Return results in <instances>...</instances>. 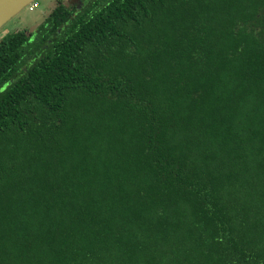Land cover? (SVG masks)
I'll list each match as a JSON object with an SVG mask.
<instances>
[{
	"label": "trees",
	"instance_id": "trees-1",
	"mask_svg": "<svg viewBox=\"0 0 264 264\" xmlns=\"http://www.w3.org/2000/svg\"><path fill=\"white\" fill-rule=\"evenodd\" d=\"M77 1L0 38V264H264V0Z\"/></svg>",
	"mask_w": 264,
	"mask_h": 264
},
{
	"label": "rangeland",
	"instance_id": "rangeland-1",
	"mask_svg": "<svg viewBox=\"0 0 264 264\" xmlns=\"http://www.w3.org/2000/svg\"><path fill=\"white\" fill-rule=\"evenodd\" d=\"M38 4L34 5L31 10L25 6L21 11L8 20L2 27H0V38L12 31L20 29H27L29 31L35 30L48 16L50 11L59 2L63 1L65 5L72 6L78 1L74 0H37ZM73 3V4H72Z\"/></svg>",
	"mask_w": 264,
	"mask_h": 264
},
{
	"label": "water",
	"instance_id": "water-1",
	"mask_svg": "<svg viewBox=\"0 0 264 264\" xmlns=\"http://www.w3.org/2000/svg\"><path fill=\"white\" fill-rule=\"evenodd\" d=\"M33 0H0V27Z\"/></svg>",
	"mask_w": 264,
	"mask_h": 264
},
{
	"label": "built area",
	"instance_id": "built-area-1",
	"mask_svg": "<svg viewBox=\"0 0 264 264\" xmlns=\"http://www.w3.org/2000/svg\"><path fill=\"white\" fill-rule=\"evenodd\" d=\"M33 4L36 5L38 4V1L37 0H33L30 4H28V9L31 10L33 8Z\"/></svg>",
	"mask_w": 264,
	"mask_h": 264
},
{
	"label": "flooded vegetation",
	"instance_id": "flooded-vegetation-1",
	"mask_svg": "<svg viewBox=\"0 0 264 264\" xmlns=\"http://www.w3.org/2000/svg\"><path fill=\"white\" fill-rule=\"evenodd\" d=\"M74 1H76V0H74Z\"/></svg>",
	"mask_w": 264,
	"mask_h": 264
}]
</instances>
